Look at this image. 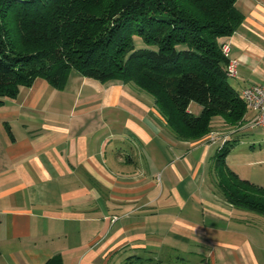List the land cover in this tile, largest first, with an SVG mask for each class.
<instances>
[{"label": "crops", "instance_id": "obj_1", "mask_svg": "<svg viewBox=\"0 0 264 264\" xmlns=\"http://www.w3.org/2000/svg\"><path fill=\"white\" fill-rule=\"evenodd\" d=\"M236 7L225 42L241 92L264 83V0ZM221 146L177 139L134 84L73 70L64 89L21 87L0 105V264H264V216L219 189ZM235 146L228 168L264 186L262 161Z\"/></svg>", "mask_w": 264, "mask_h": 264}, {"label": "trees", "instance_id": "obj_2", "mask_svg": "<svg viewBox=\"0 0 264 264\" xmlns=\"http://www.w3.org/2000/svg\"><path fill=\"white\" fill-rule=\"evenodd\" d=\"M237 1L0 0V105L38 79L64 89L76 70L151 95L179 140L206 138L217 118L236 127L248 109L227 77L223 46L244 21ZM235 144L215 157L219 189L231 205L264 216V187L228 168Z\"/></svg>", "mask_w": 264, "mask_h": 264}, {"label": "rangeland", "instance_id": "obj_3", "mask_svg": "<svg viewBox=\"0 0 264 264\" xmlns=\"http://www.w3.org/2000/svg\"><path fill=\"white\" fill-rule=\"evenodd\" d=\"M229 81L231 85L240 92L242 83L237 79H230ZM193 106H194L193 107L194 111H197L198 108H201V106L198 105L197 103H193ZM246 118L247 117H245V120H243V122H240L239 125H237L236 127H227L224 125L225 123L224 121H223L224 123L221 124L222 126L219 127L218 123H216V120H214L212 122L213 123L212 132L208 136L209 142H212L210 140L212 133L217 135V140L220 139L221 141V139L225 135H234V134H237L243 131L244 129L252 128V126L249 125L252 119L247 120ZM248 132L249 133L246 135L239 136L235 147H239L240 148L239 151L246 152V153L248 152L250 155L251 161H258V162L262 161L261 164H257V166L259 167L255 166V169L262 174V177H261L262 179L259 181L260 182L262 181L264 185V128L263 127H253V129L249 130ZM224 146L225 145L221 146L220 148L222 149ZM251 155L255 156V158H253L254 160L252 159Z\"/></svg>", "mask_w": 264, "mask_h": 264}, {"label": "built area", "instance_id": "obj_4", "mask_svg": "<svg viewBox=\"0 0 264 264\" xmlns=\"http://www.w3.org/2000/svg\"><path fill=\"white\" fill-rule=\"evenodd\" d=\"M223 53L225 57L229 58V63L226 67V74L229 79H235L238 76L239 61L237 59H230V47L229 44L223 46ZM241 97L243 98L248 111L254 114L250 124L252 127H263L264 128V83L251 85L244 88L241 91ZM211 143H216L217 135L211 134ZM230 140L229 135H225L221 139V145H225Z\"/></svg>", "mask_w": 264, "mask_h": 264}]
</instances>
